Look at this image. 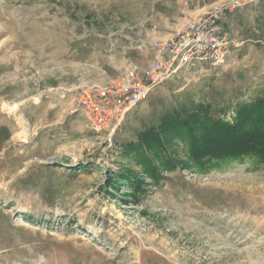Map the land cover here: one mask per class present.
<instances>
[{"label":"rangeland","instance_id":"obj_1","mask_svg":"<svg viewBox=\"0 0 264 264\" xmlns=\"http://www.w3.org/2000/svg\"><path fill=\"white\" fill-rule=\"evenodd\" d=\"M217 1L242 4L262 43L154 88L110 133L79 98L146 67L128 47L163 0H0V264H264V163L200 164L167 131L183 166L165 169L140 145L168 115L203 105L231 123L264 98V0Z\"/></svg>","mask_w":264,"mask_h":264},{"label":"built area","instance_id":"obj_2","mask_svg":"<svg viewBox=\"0 0 264 264\" xmlns=\"http://www.w3.org/2000/svg\"><path fill=\"white\" fill-rule=\"evenodd\" d=\"M240 5L238 2L223 5L195 22L182 25L153 44L155 56L146 67L129 64L108 86L84 90L79 105L91 127L97 132L109 129L112 133L111 124L145 101L154 88L195 65H224L240 44L227 28L229 15Z\"/></svg>","mask_w":264,"mask_h":264},{"label":"trees","instance_id":"obj_3","mask_svg":"<svg viewBox=\"0 0 264 264\" xmlns=\"http://www.w3.org/2000/svg\"><path fill=\"white\" fill-rule=\"evenodd\" d=\"M211 108L198 105L181 117L168 115L159 130H150L141 136V146L152 148L165 169L183 166L165 153L167 131L184 133L187 138L189 159L203 164L211 160L257 159L264 163V98L256 97L249 105H237L231 123L213 118ZM162 153V154H161ZM150 174L159 169L148 163Z\"/></svg>","mask_w":264,"mask_h":264},{"label":"crops","instance_id":"obj_4","mask_svg":"<svg viewBox=\"0 0 264 264\" xmlns=\"http://www.w3.org/2000/svg\"><path fill=\"white\" fill-rule=\"evenodd\" d=\"M173 1L174 2L163 0L164 3L155 4L152 17L148 20L149 23L143 26L141 35L138 36L136 40L130 41L131 43L128 49H133L136 53L139 52L149 55L150 58L147 63L155 56L152 49L155 40L172 34L174 31L178 30L180 26L195 22L211 10L220 7L217 4V0ZM244 10L245 9H238L229 15L227 28L241 40L239 47L244 45L243 48L234 49L231 56L235 54L237 57L239 52L245 54L251 45L249 43H253L255 46L262 43L259 36L255 34L257 33L255 28L256 24H258L257 21H251L248 18L241 17L245 12Z\"/></svg>","mask_w":264,"mask_h":264}]
</instances>
